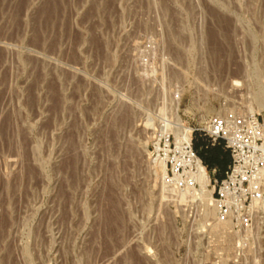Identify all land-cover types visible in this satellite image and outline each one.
Returning a JSON list of instances; mask_svg holds the SVG:
<instances>
[{
	"label": "rangeland",
	"instance_id": "rangeland-1",
	"mask_svg": "<svg viewBox=\"0 0 264 264\" xmlns=\"http://www.w3.org/2000/svg\"><path fill=\"white\" fill-rule=\"evenodd\" d=\"M263 105L264 0H0V264H264L173 162Z\"/></svg>",
	"mask_w": 264,
	"mask_h": 264
},
{
	"label": "built area",
	"instance_id": "built-area-1",
	"mask_svg": "<svg viewBox=\"0 0 264 264\" xmlns=\"http://www.w3.org/2000/svg\"><path fill=\"white\" fill-rule=\"evenodd\" d=\"M196 132L200 133L199 137L203 140V146L197 150L193 147L192 138V134ZM190 136L187 151L212 173L209 184L212 185L211 199L214 202L216 220L230 223L234 230L250 229L264 203L261 186L264 180V131L259 115L246 113L242 116L231 114L217 116L209 121L206 128L194 130ZM166 143L165 146L169 150L171 148L169 137ZM214 146H220L230 155V164L222 173L221 179L216 177L218 173L216 168L208 170L199 157L202 150ZM175 152L177 156H174L173 162L176 166V174L180 170H191L192 168L186 163L180 162L181 153ZM160 154L164 153L160 152ZM181 158L184 160L182 156ZM167 163L172 165L171 161ZM167 175L169 176L168 172ZM193 182V185L199 186L196 180L193 179Z\"/></svg>",
	"mask_w": 264,
	"mask_h": 264
},
{
	"label": "bare ground",
	"instance_id": "bare-ground-1",
	"mask_svg": "<svg viewBox=\"0 0 264 264\" xmlns=\"http://www.w3.org/2000/svg\"><path fill=\"white\" fill-rule=\"evenodd\" d=\"M262 93V92H261ZM263 109H261V112H264V105H263V107H262ZM260 111V110H259ZM190 134H191V130L190 129H187V128H183L182 130H181V133H180V139L181 140H179V141H182V144L183 145H185V146H188L189 144H190ZM181 143V142H180ZM176 144V143H175ZM179 145V144H178ZM181 145V144H180ZM160 146V145H159ZM182 147L183 149H184V151L183 150H178L177 149V147L175 148V151H178V152H180L181 154V156L184 158V160H182V158H181V156H180V162H184V163H186L185 162V160H188V158H189V160H190V163H191V165H192V167L191 168H193L192 170H194V175L195 176H197L198 178L197 179H199L200 181H201V183L203 184V185H205L207 188H209V176H208V171L204 168V166L202 165V164H200V161L198 160V159H194L193 157H192V155H191V153L189 152V151H187V147ZM181 147V146H180ZM158 149V148H157ZM167 148H166V146H165V148L163 149V150H166ZM181 149V148H180ZM168 150V149H167ZM161 152H163V151H161ZM168 152H169V150H168ZM182 152H183V154L185 155H182ZM164 154L162 155V156H164V157H162V158H165L166 157V163H167V160H168V156H167V153H165V152H163ZM186 153H187V155L189 156H187L186 155ZM160 154V153H159ZM149 155V154H148ZM151 155V154H150ZM161 155V154H160ZM152 156V155H151ZM155 156V155H154ZM149 157V156H148ZM185 157L187 158V159H185ZM150 159V158H149ZM152 159V158H151ZM155 160H157V159H155ZM188 162V161H187ZM187 164V163H186ZM159 165V164H158ZM161 165H163V166H161L162 167V171H163V175H166V171H165V168H164V163L163 164H161ZM188 165V164H187ZM189 166V165H188ZM190 167V166H189ZM166 169H167V165H166ZM192 170H189L188 171V174L190 175V177H193L192 175H191V172H192ZM175 175H178V176H181L180 174H174V176ZM163 177V176H162ZM194 179H195V177H193ZM167 179H169V176L167 175ZM196 180V179H195ZM171 181V180H170ZM202 185V186H203ZM204 190H205V188H204ZM207 190V189H206ZM210 194H211V190L210 189H208V199L207 200H209V201H212V199H211V197H210ZM205 195V194H204ZM206 200V199H205ZM212 203V202H211ZM214 203V202H213ZM212 203V204H213Z\"/></svg>",
	"mask_w": 264,
	"mask_h": 264
},
{
	"label": "trees",
	"instance_id": "trees-1",
	"mask_svg": "<svg viewBox=\"0 0 264 264\" xmlns=\"http://www.w3.org/2000/svg\"><path fill=\"white\" fill-rule=\"evenodd\" d=\"M200 142V140L194 141L193 147L195 150L199 148ZM199 155L208 170H212L214 167L225 168L230 161L229 153L223 152L220 146H214L209 149L202 150Z\"/></svg>",
	"mask_w": 264,
	"mask_h": 264
},
{
	"label": "crops",
	"instance_id": "crops-1",
	"mask_svg": "<svg viewBox=\"0 0 264 264\" xmlns=\"http://www.w3.org/2000/svg\"><path fill=\"white\" fill-rule=\"evenodd\" d=\"M199 140L201 141L200 144H199L200 145L199 147H201V146H203V140L202 139H199ZM229 164H230V161H229V163L227 164V166L225 168H217V167H214L218 171L217 176H216L218 179H221L222 178V173L227 169V167H228Z\"/></svg>",
	"mask_w": 264,
	"mask_h": 264
}]
</instances>
